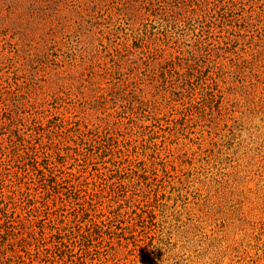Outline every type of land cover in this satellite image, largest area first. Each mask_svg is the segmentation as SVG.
Here are the masks:
<instances>
[{"label": "rangeland", "instance_id": "1", "mask_svg": "<svg viewBox=\"0 0 264 264\" xmlns=\"http://www.w3.org/2000/svg\"><path fill=\"white\" fill-rule=\"evenodd\" d=\"M0 264H264V0H0Z\"/></svg>", "mask_w": 264, "mask_h": 264}]
</instances>
